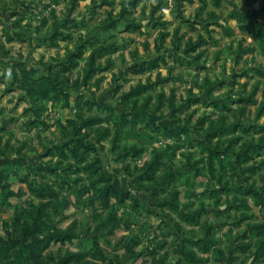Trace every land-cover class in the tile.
<instances>
[{"label":"rangeland","instance_id":"rangeland-1","mask_svg":"<svg viewBox=\"0 0 264 264\" xmlns=\"http://www.w3.org/2000/svg\"><path fill=\"white\" fill-rule=\"evenodd\" d=\"M0 264H264V0H0Z\"/></svg>","mask_w":264,"mask_h":264},{"label":"built area","instance_id":"built-area-1","mask_svg":"<svg viewBox=\"0 0 264 264\" xmlns=\"http://www.w3.org/2000/svg\"><path fill=\"white\" fill-rule=\"evenodd\" d=\"M173 0H164L165 3H172Z\"/></svg>","mask_w":264,"mask_h":264}]
</instances>
